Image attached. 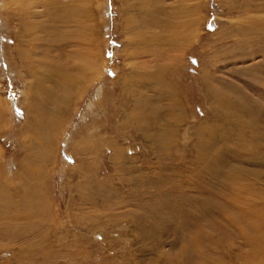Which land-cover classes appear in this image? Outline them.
Listing matches in <instances>:
<instances>
[{"label":"rangeland","instance_id":"1","mask_svg":"<svg viewBox=\"0 0 264 264\" xmlns=\"http://www.w3.org/2000/svg\"><path fill=\"white\" fill-rule=\"evenodd\" d=\"M127 4L74 0V21L46 35L21 31L15 5L0 0V182H20L31 105L60 110L35 183L43 222L35 231L32 218L0 214V264H245L251 255L264 264L256 251L264 249V165L238 152L237 136L221 134L235 122L230 113L264 117V0ZM143 15L161 26H140ZM262 25L263 36L252 30ZM59 70L71 86L57 84ZM36 82L44 90H31ZM34 95L44 102L31 103ZM260 120L242 141H252V155L264 152ZM220 125L226 130L208 138ZM216 169L239 177L238 192L209 193Z\"/></svg>","mask_w":264,"mask_h":264},{"label":"bare ground","instance_id":"2","mask_svg":"<svg viewBox=\"0 0 264 264\" xmlns=\"http://www.w3.org/2000/svg\"><path fill=\"white\" fill-rule=\"evenodd\" d=\"M10 1H11V4L13 3L15 5V9H13L14 12L12 13V16H17L18 17V19L20 21L21 31L25 29L26 34L30 33L31 30H36L37 31L38 29H39V31H43L46 34L48 28L51 29L54 32L55 31V27H56V23L59 22L60 20H64L66 22L74 21V0H69L67 3L65 2L66 3L65 6L57 5L56 4L57 0H10ZM182 1H185V0H182ZM123 2H124V4H127V0H123ZM6 5H7V3H6ZM9 6H10V4H9ZM41 6L43 7V9L40 8ZM62 7H63V9H62ZM33 10H35V11H33ZM185 11H186L185 7L179 8V12L180 13L185 12ZM146 12L149 13L148 10ZM29 17H30V20H29ZM35 17H38V18L39 17H43L44 19L40 20L39 22H36L35 21ZM124 18H125V24L129 25L130 21H131L130 18L128 16L124 17ZM161 21L162 20L159 18V16H157V17L151 16V17L147 18L145 15H143V19L141 18V22H139V25L140 26L142 25V26L147 27V28L149 26L160 27L161 26ZM168 25H170V24H168ZM180 25H181V23L177 25V28H180ZM175 28H172V30H171L172 34H170L171 36L172 35L174 36L172 41H174V39L176 41L178 40V38H176V37H178L177 33L179 31L178 32H174ZM252 30L256 31L258 33L260 32L262 34L263 33V25L259 26V27H255L254 26L252 28ZM142 32H143V34L141 33V35L144 36L143 39H146L147 38L146 30H142ZM46 35H48V34H46ZM138 35H140V34H138ZM262 36H263V34H262ZM148 37L150 39H152V40H154V38L155 39L159 38L158 35L153 34V33H148ZM180 39H182V38H180ZM91 57L92 56H90V58ZM29 58L30 57H28V59ZM92 60H94V59H92ZM88 62H91V61H88ZM43 66H46V65L43 64ZM48 66H49L48 68H50V65H48ZM52 67L55 68L54 65H52ZM52 67L49 70H52ZM46 73H47V71H46ZM58 73H59V77H61V79L59 80V83H57V84L59 86H68L66 84L68 83L67 80L69 79V75L70 74L68 75V73H66V71H60V70L58 71ZM50 75H51V73L49 74V76ZM46 77H48L47 74H46ZM139 77H141V75ZM81 79H82V77H81ZM150 80H152V79H148V81H150ZM155 82H157L156 84H160L161 83L160 79H158V78L155 79ZM36 84H38V85H36ZM36 84H32L31 90H37L38 91L39 88L43 89L41 87L42 86V82L40 84L36 82ZM142 85L146 86V85H149V84H148V82H145ZM164 85L165 84H163V86ZM33 86H34V88H33ZM36 86H37L38 89H36ZM251 88H252V86H251ZM257 89L259 90V88H257ZM257 89H255V90H257ZM54 91H56V90H54ZM215 95L213 93V97ZM45 97L50 99L51 102H54L57 99L56 97H58V96L55 97L54 94L46 93ZM213 97L211 96V99ZM36 99H39L40 101H43V99L40 98V97L37 98L36 96L35 97L32 96L31 103L33 101H35ZM220 99L224 100L223 98H220ZM222 100H219V103L222 102ZM57 101H58V99H57ZM31 103H30V105H31ZM33 104L36 105L37 107L34 106ZM33 104L31 105L32 107L29 108V115L31 113L30 122H29L28 125L26 124L27 126L25 127V133H28L27 137H28L29 140L23 143L25 149L29 151L30 155L28 156L27 159L23 160L20 163L21 169H20V171H19V173L17 175V176H20V178H21L19 183H17L14 187L13 186L10 187L9 185L4 184V182H0V214L4 213L5 217H8L9 219H10L9 216L12 215V214H13V216H14V214H15V216H17L18 214H19V216H25V218H27V219L32 218L33 221L32 222L30 221L31 223H27L28 224V229L37 231L38 230L37 226H40L41 223L43 222V219H42V216H41V213H42L41 206L43 204V201H42L43 199L40 198V196L38 197L39 191H37V187H36L35 183L38 182L37 180L42 177V169H43L42 161L45 160V159L47 160L48 153H50L49 152L50 144H51L50 135H51L52 131L54 129H56V118H57V114L60 112V110H58L56 107L51 108V106L53 105L52 103L48 107L44 103H41V105H39V103H36V101ZM42 108H44V109H42ZM247 108L246 109L244 108L243 112H246ZM229 111H231V110H229ZM143 112H145V111H143ZM230 114H232V115L234 114L233 118H234L235 122L232 119V127L230 126V128H228V131H227L228 133L225 132V131H222L221 134H227L226 137L227 136H232V137L233 136H237L238 139L241 140V142H239L237 144V146H238L237 149H239L238 152H241L243 150H249L247 157L255 158L256 159V164L259 165V166L264 165V159L258 158V157L264 155V152H259V151L258 152H254L253 155H252V154H250V152L253 149L252 141H248L246 143V141L244 140V143H242L243 139L246 138L247 132L249 130L251 131L252 135H254V132L257 133L258 130L261 129L260 126H259L260 124H258L260 119H261L260 121L263 123V126H264V117L263 118L262 117L261 118H256V117L243 118V116H241L240 114H235L234 112L230 113ZM152 115L154 116L155 114H152ZM144 116H147V115L144 114ZM182 116H183V114L181 113V115H180L181 120H182ZM156 117H157V115L154 116V118L152 120L156 119ZM216 129L223 130L224 128H222L221 125L219 127H213L212 129H210L209 132H207L208 133V134H206L207 137L208 138H212V139L218 137V133H217L218 131ZM224 130H226V129H224ZM263 133H264V131H263ZM247 137H249V136H247ZM263 138L264 137H261L262 140H263ZM161 139H163V138L161 137ZM204 143H207V142L204 140ZM162 144H167V143L166 142H162ZM223 147L225 148L224 145H223ZM224 148L217 149L216 150L217 152L213 154V158H215V159H216V157H221L222 158L224 156V154H225ZM33 150H36L37 154L35 152H33ZM39 152H40V154H39ZM234 153H235V150H234L233 154L231 155V157L233 156V158L235 156ZM243 153H245V152L243 151ZM220 154H221V156H220ZM247 157H245V158L242 157L240 160H244ZM36 164H38L39 166L36 165ZM40 166H42V167L40 168ZM34 167H36V169ZM217 170H218V172H217ZM223 171L220 172L219 169H216L214 177L211 180L208 181L209 193L215 195L218 192H220V193H226L227 192L230 195H233L235 191L238 192L237 187H238V184H239V177H237V176H233L232 177L231 176V170L227 172L228 175L225 172H223ZM239 174L243 178H244V176H249L251 178H256V180L260 176H262L261 172L248 171V170H246V171H241L240 170ZM220 176H222V177H220ZM220 178H221V180H220ZM14 198H17V199L15 200ZM206 204H208V203H206ZM205 212H206V208H205ZM197 215L199 217L202 216L201 213H199V214H196L194 217L199 218V217H197ZM35 217H36V219H34ZM240 218L242 220L247 219L246 216H240ZM9 219L6 220V222H8ZM19 219H22V217L19 218ZM229 220L232 221V223H237L239 219L236 218V217H229ZM14 221H15V219H14ZM17 221H15V222L17 223ZM9 225H10V222L8 223V226ZM21 227H23V226H21ZM23 228H25V227H23ZM23 230H25V229H23ZM28 232H29V230H28ZM256 251L260 253V259L263 260V262H264V257H263L264 249L260 250V249L257 248ZM245 264H263V263L260 260H256V258L253 255H251V256L248 257V260L246 261Z\"/></svg>","mask_w":264,"mask_h":264},{"label":"snow or ice","instance_id":"3","mask_svg":"<svg viewBox=\"0 0 264 264\" xmlns=\"http://www.w3.org/2000/svg\"><path fill=\"white\" fill-rule=\"evenodd\" d=\"M109 55H111V54L109 53Z\"/></svg>","mask_w":264,"mask_h":264}]
</instances>
